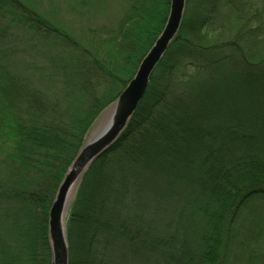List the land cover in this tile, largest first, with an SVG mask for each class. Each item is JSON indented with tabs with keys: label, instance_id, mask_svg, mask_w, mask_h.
Here are the masks:
<instances>
[{
	"label": "trees",
	"instance_id": "trees-1",
	"mask_svg": "<svg viewBox=\"0 0 264 264\" xmlns=\"http://www.w3.org/2000/svg\"><path fill=\"white\" fill-rule=\"evenodd\" d=\"M25 5L0 0V24L17 20L71 52L51 57L39 75L49 84L33 88L28 52L0 29V264H51L57 189L163 30L170 0H131L88 51ZM261 203L264 0H187L127 128L81 179L70 264H236L243 253L256 263ZM241 223L255 228L248 238Z\"/></svg>",
	"mask_w": 264,
	"mask_h": 264
},
{
	"label": "water",
	"instance_id": "water-1",
	"mask_svg": "<svg viewBox=\"0 0 264 264\" xmlns=\"http://www.w3.org/2000/svg\"><path fill=\"white\" fill-rule=\"evenodd\" d=\"M186 4L187 0H170L169 14L160 35L118 98L101 114L102 126L85 141L63 177L48 214L51 264H70L67 220L77 186L92 163L114 145L127 128L146 94L153 72L179 34Z\"/></svg>",
	"mask_w": 264,
	"mask_h": 264
},
{
	"label": "rangeland",
	"instance_id": "rangeland-1",
	"mask_svg": "<svg viewBox=\"0 0 264 264\" xmlns=\"http://www.w3.org/2000/svg\"><path fill=\"white\" fill-rule=\"evenodd\" d=\"M21 1L27 5L29 10L32 9L39 16L43 17V20L49 21L55 29L64 31L76 42V44H81L82 48H86L84 49L85 51H88V49L93 50L94 47L96 50L98 49L96 46L99 44V38H105L106 36L104 35L116 29L118 21L121 20L131 2V0H88L85 4L83 0ZM0 29L5 30L6 34L12 37L11 44L15 46L18 45L21 51L25 50L28 52V54H23L21 58L26 64V69L22 71V73H24L23 76L28 78L33 88H46V85L49 84L46 83V81H49L48 78L46 77V81L45 78L41 81L39 75L42 72L45 73L48 67L51 66L49 61L50 58L55 55H62L65 52H67L65 54L67 57L71 51L67 49L64 50L61 45L58 47L55 45L56 49H50L49 44L54 43L55 39L53 40V38L50 37V39L47 40L46 37H42L38 34L36 30H30L29 25H21L17 20L11 19L10 21V19H3L0 24ZM100 30L103 31L102 36ZM104 30L106 32H104ZM101 114L90 129L86 141L102 126ZM261 205H264V203H261ZM250 208H254V205H250ZM253 230H255L254 227L250 228L241 223L239 229L241 233L240 238H248L251 236ZM251 243L254 244V242ZM259 243V257L257 262L252 264H264V237L262 242L259 239ZM256 246L257 243L255 248ZM238 256L239 257L235 261L236 264H249L251 259L247 253Z\"/></svg>",
	"mask_w": 264,
	"mask_h": 264
}]
</instances>
